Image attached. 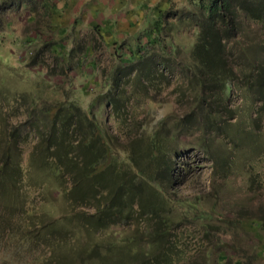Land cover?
I'll return each instance as SVG.
<instances>
[{"label":"trees","instance_id":"1","mask_svg":"<svg viewBox=\"0 0 264 264\" xmlns=\"http://www.w3.org/2000/svg\"><path fill=\"white\" fill-rule=\"evenodd\" d=\"M56 1L0 0V32L23 7L26 22L34 25L23 42L29 49L33 44L25 67L42 65L38 56L45 49L54 52L52 69L33 70L39 87L32 94L0 95V264H203L186 259L184 223L202 228L209 242L212 231L227 230L241 263L254 261L257 250L247 245L251 237H240L245 230L239 223L246 218L264 233V201L251 215L231 220L224 217V206L231 211L236 203L221 196L234 188L237 194H264V128H259L264 41L237 47L235 55L228 45L239 17L264 31V0L144 5L138 23H128L137 27L132 36L113 27L117 40L108 46L114 61L102 82L105 88L87 87L96 92L85 108L73 87H57L59 96L53 99L41 92L49 76L64 75L61 64L69 70L77 50L56 52L59 46L40 38L46 25L59 34L55 41L64 38L53 18L67 1L59 8ZM103 8L94 11L114 26V14L108 5ZM76 20L72 17L67 26L71 34ZM92 28L98 30L96 24ZM124 41L133 44L124 47ZM175 69L182 74L174 87L176 101L189 96L188 111L156 116L153 95L170 84ZM80 89L86 91V85ZM235 91L247 107L230 104ZM98 106L113 118L115 130L106 116L103 124L97 120ZM19 114L22 120H8ZM28 136L31 145L23 156L21 143ZM187 150L210 161L209 187L191 196L176 191L180 176L194 170L190 160H181Z\"/></svg>","mask_w":264,"mask_h":264},{"label":"rangeland","instance_id":"2","mask_svg":"<svg viewBox=\"0 0 264 264\" xmlns=\"http://www.w3.org/2000/svg\"><path fill=\"white\" fill-rule=\"evenodd\" d=\"M63 0H59L58 3ZM66 7L62 11H57L58 14L55 15V30L58 32L61 30L64 38L59 41H55V36L59 37V34L50 32V28L46 25L43 26V34L40 35L41 39H47L52 41V45L56 48L59 46V52H66L69 47L73 46L77 50L73 51L70 58L69 70L66 68V63L59 64L63 68V74L60 77L56 75H51L48 77L47 82L44 86H41V92L43 96L47 99H53L58 97L59 94L56 91L57 87H60V90L64 88L73 87V95L77 96L78 102L81 107H87L88 100L93 96L96 90H103L105 88L104 77L108 74L109 68L112 65L113 48L108 47L110 45L111 39L115 38L114 34L110 35L109 31L99 30L100 26L105 28L107 24L111 23V19H104L100 14H97L95 11H100L101 8L106 9L107 5H110L109 14H114L113 16L118 21L114 24V29L117 31L134 33V27L129 26V22H136L142 18V13L144 10V5L148 7L154 5L158 0H66ZM165 1V0H164ZM107 4V5H106ZM129 5V6H127ZM164 7L165 4H162ZM124 6H126L124 8ZM26 8H21L14 17H9L7 20L8 25L0 32V95L14 94L17 93H31L35 86L34 73L33 70L39 68L42 72L52 69L54 65V52L49 49H45L38 56V60L42 61V65H31L26 66L25 64L28 61V50H32L33 44L29 47L25 45L24 39L29 38L31 34V29L34 25L31 22H26ZM95 10V11H94ZM186 10V9H184ZM184 10H181V18L185 17ZM116 12V13H115ZM72 17L76 20L77 24L74 29H72V34L69 32L67 27L71 25ZM147 20L143 19L142 23ZM239 28L236 36L230 40L229 46L233 47V53L235 55L237 47H245L246 45H251L257 41H264V31L262 30L259 23L250 21L243 17L238 18ZM79 23V24H78ZM184 21H181L179 25L183 26ZM97 25L98 30L92 28V25ZM104 25V26H103ZM94 29V31L92 30ZM65 30V32H63ZM182 30V27L179 29ZM54 31V30H53ZM60 31V32H61ZM100 33V34H99ZM129 34L132 36L133 34ZM188 34H191V30L187 31ZM55 42V43H54ZM39 43V42H38ZM119 42L115 45H117ZM124 47L131 46L132 41H124ZM25 45V46H24ZM51 45V46H52ZM80 47V49H79ZM81 59V62L78 63L77 59ZM179 57H177L178 59ZM37 64V63H36ZM58 64V63H57ZM59 68V67H58ZM56 69V68H55ZM81 72L96 74L95 78L84 77ZM33 73V75H32ZM37 73V72H36ZM20 77V78H19ZM182 78L181 72L178 69H175V76L171 79L170 84L164 88L160 94H150L153 95L154 107L156 116L163 114L164 112L172 111L177 115H182L188 111L189 96L176 101V94L174 92V87L177 85L178 79ZM99 84L100 88L96 90L89 91L87 87H94V84ZM85 84L86 91H82L80 86ZM19 94H16L18 96ZM230 104L238 109H243L247 107V103H244V99L240 97V92L235 91ZM97 113L95 117L97 120L103 124V120L106 116V124L115 130V122L113 118L104 114V110L101 106H98ZM0 110L4 111L3 107ZM245 116V115H244ZM23 119V114H19L16 117H8V120L11 122H16ZM259 128H264V121L259 124ZM24 137L25 132L21 131L20 133ZM30 132H28V135ZM31 145V138L28 136L26 142L21 143V148L23 151V156L26 155L29 147ZM181 160H190L192 166L194 167L193 172L189 175L180 176L179 184L176 185L177 192L191 196L192 193H198L206 191L209 181L210 174V161L196 154V152L187 150L184 155L181 156ZM237 189L234 188L232 191L223 193L221 199L223 198L226 201H234L236 206L229 209V205L224 206L223 215L229 219H238L240 216L251 215L255 211L259 202L264 201V194L259 193V190H256L253 194L241 193L237 194ZM240 198V199H239ZM224 205V202L221 203ZM236 213V214H235ZM240 226L245 230L240 232V237L245 239L246 237H251V244L247 242V245H252L257 251V258L254 261L245 262L247 264H264V233L256 228V225L249 221L246 218L240 219ZM185 230L183 233V241L185 242V248L188 261H202L203 264H217V262H226V264H242V257L239 256V252L232 250L229 244H231L232 235L227 232V230H222L214 234V231L211 232L212 237L211 241L204 240L203 230L198 226H192L189 223H184ZM119 226L115 227V230H118ZM239 237V236H238ZM234 242H232L233 244ZM218 246L217 249L212 247ZM212 248V249H211ZM248 253V251H247ZM246 253V254H247ZM205 254V255H204ZM241 253V255H246ZM206 256L207 258L203 257Z\"/></svg>","mask_w":264,"mask_h":264},{"label":"crops","instance_id":"3","mask_svg":"<svg viewBox=\"0 0 264 264\" xmlns=\"http://www.w3.org/2000/svg\"><path fill=\"white\" fill-rule=\"evenodd\" d=\"M113 3V0H111V4ZM56 6L59 8V7H62V5H60L59 3H58V1H56ZM108 7L110 8V5H108ZM104 26V25H103ZM112 29H113V26L111 25V24H107L106 26H105V28H102V25L100 26V28H99V30L101 31V30H106V31H109L110 32V35L112 36ZM136 28L134 27V30H135ZM121 32V31H120ZM125 33L127 34V32L125 31ZM132 33V32H131ZM130 33V31L128 32V34H131ZM133 34V33H132ZM119 35H122L121 33H119ZM115 36V35H114ZM113 40H117V38H116V36H115V38H112L111 39V41H113Z\"/></svg>","mask_w":264,"mask_h":264}]
</instances>
